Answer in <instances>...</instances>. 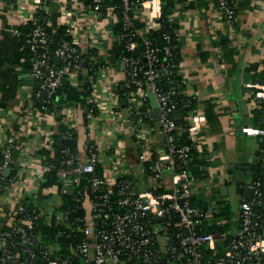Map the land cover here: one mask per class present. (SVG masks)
Wrapping results in <instances>:
<instances>
[{
    "label": "built area",
    "instance_id": "built-area-1",
    "mask_svg": "<svg viewBox=\"0 0 264 264\" xmlns=\"http://www.w3.org/2000/svg\"><path fill=\"white\" fill-rule=\"evenodd\" d=\"M25 1L30 9L25 24L30 27L23 47L29 51L30 63L24 76L33 86L23 112L34 109L60 116L56 120L66 129L63 138L71 140L75 110L59 103L58 91L65 81L77 87V75L83 69L85 81L93 88L98 69L91 73L95 57H88L86 67L74 34L77 10L71 1L61 0L64 30L58 41L48 31L47 0ZM110 1L106 5L104 0H78L88 17L114 15L120 25L114 36L126 52L121 55L126 109L131 141L139 149L138 163L129 165L130 153L124 147L105 149L93 138V127L88 125L94 115L89 111L82 147H60L59 158L51 164L45 157L38 163L35 153L26 157L22 168L34 186L29 190L21 187L22 168L11 165L9 143L0 151V264H264V184L259 178L247 184L251 198L239 202L237 218L228 220L233 227L230 232L220 226L218 209L209 213L196 200L201 187L194 183L188 163L198 152L197 131L204 116L192 110L184 126L171 116L174 91H164L160 79L175 65L162 60L159 53L169 55L176 45L167 33L160 48L145 36L160 27L163 1ZM211 1L227 22L233 21L232 1ZM135 21L144 24L141 30ZM138 39L142 40L140 50ZM185 83L182 77L181 84ZM249 86L255 99L264 102V82ZM148 93L157 101L160 116L156 120L164 135L163 148L155 153L140 147L154 122ZM86 103L95 104L92 93ZM183 132L188 142L178 144L176 134ZM241 132L262 138L256 160L261 161L264 174V117L261 125H246ZM52 142L50 137L40 146L51 155ZM49 175L53 181L46 185Z\"/></svg>",
    "mask_w": 264,
    "mask_h": 264
},
{
    "label": "crops",
    "instance_id": "crops-1",
    "mask_svg": "<svg viewBox=\"0 0 264 264\" xmlns=\"http://www.w3.org/2000/svg\"><path fill=\"white\" fill-rule=\"evenodd\" d=\"M69 1L77 10L74 34L79 48L82 54L99 61L92 88L98 112L88 126L93 127V138L105 149L119 147L121 143L130 144L128 162L134 167L138 163L135 155L139 149L130 136L125 67L114 36L117 18L107 15L94 20L84 14L78 0ZM162 1L173 23L172 33L180 59L178 72L186 80L184 91L193 94L194 110L204 116L197 131L198 152L195 157L204 164L206 178L193 181L201 187L197 199L211 206L210 195L218 194L221 185L217 179L225 177L226 171L237 162L251 161L253 171L261 147V137L246 135L241 128L258 126L254 111L260 100L255 99L249 85L260 83V73L264 69V0H234V19L230 23L219 14L211 0ZM60 4L61 0H47L45 5L48 25L53 31L62 28L64 14ZM29 12L25 0H0V151L11 143V165L14 168H22L26 157L32 153L38 161L41 156L37 150L58 131L59 125L52 115L40 114L34 109L28 114L23 112V106L30 104L28 98L33 83L24 76L22 34L15 30L25 24ZM137 17L142 19V13ZM85 79L86 70L83 69L77 75V87L81 88ZM148 102L153 113L149 99ZM74 110L70 121L78 135L77 143L82 147L88 123L83 121L81 108L74 107ZM163 143L164 135L155 120L140 147L155 153L162 150ZM22 171L20 178L24 184L21 187L29 190L34 187L33 183L26 178L24 167ZM246 174L240 169L235 171L238 179L237 215L238 204L245 196L243 189L254 175L247 174L249 177H246ZM200 196L207 197L210 204ZM223 198L216 197V202Z\"/></svg>",
    "mask_w": 264,
    "mask_h": 264
},
{
    "label": "trees",
    "instance_id": "trees-1",
    "mask_svg": "<svg viewBox=\"0 0 264 264\" xmlns=\"http://www.w3.org/2000/svg\"><path fill=\"white\" fill-rule=\"evenodd\" d=\"M229 1H232V3H234V0H229ZM111 3L112 2L110 0H104V4L106 5L111 4ZM115 12L117 16L119 17L120 12L119 11L118 12L115 11ZM168 16H169V13L165 10L163 6L162 16L160 18V23H161L160 27L158 29H150L148 32H146L145 36L152 42L153 46L160 48L165 45L163 34L167 33L170 35L171 43L176 45V47L171 51L169 55L164 56L162 53H159V56L162 60L165 59L164 60L165 62L167 61L175 65L174 67H170L167 70V73H165L161 77L160 87L164 91H168V90L174 91V94L171 96V99L173 101V104L175 105V108L173 112H171L172 113L171 116L174 114L176 110H179L181 120H180V123L178 124H180V126H184L187 121L186 116L190 111L194 110L196 101L194 97H190L184 94L185 85L181 84L182 77L180 76L178 72V65H179V60H180L179 54H178V45L176 41L174 40V36L172 33L173 23L167 22ZM135 26L137 29L141 30L144 24L142 22L135 21ZM29 27H30L29 24H24L16 28V30H18L22 34L20 35L21 36L20 46L22 49L23 58L25 59L23 65L24 67H26V69L29 67L30 54H29L28 49L23 46L25 44L24 33L29 29ZM63 30L64 29L60 27L57 31H53L50 27H48V31L53 36V41H58L63 36ZM119 30H120V25L119 23H117L114 34L115 33L117 34ZM141 41H142L141 39H138V50H140L142 47ZM118 45L120 46V51H121L120 55L125 54L126 52L123 51L122 44L118 43ZM53 48L54 46L52 45L51 49L53 50ZM82 56L86 60L89 57V56L87 57V55L85 54H83ZM92 63H93V70L91 71V73H94L99 66L98 58H95L94 62ZM86 67H88V60L86 61ZM95 74L96 72L94 73V75ZM259 81L260 83L264 82V69L260 73ZM91 93H92L91 85L86 81H84L83 86L81 88L75 87L71 85L70 82L65 81L58 91V95H60L59 103L63 106H74V107L81 108V110L83 111L82 112L83 121L87 122L86 114L88 111L92 113L93 115H96L98 112V108L95 104L86 103L87 97L90 96ZM36 104L40 106V101L37 102ZM147 105L149 106L148 101H147ZM254 115L257 118L256 119L257 125L259 126L258 123H260V121H261L260 123L261 125L263 121V117H264V102L263 101H260L259 107L257 108V110L254 111ZM59 118L60 116L57 115L56 119H59ZM153 120L155 121L156 119H154L153 117ZM65 130H66L65 127H63L62 125H58V131L51 135V138L53 140L52 145L54 146V150H55L53 152V155H51L50 150L46 148H41L37 150L38 155H40L41 157H45L46 161L49 164L56 163V160L59 158V154L57 153V151L59 150L60 147L67 146L71 148V150H75V148H77V144H78L77 143V139H78L77 132L74 130L72 132V139L66 140L63 138V134ZM176 138H177L178 144H183V143L188 142L185 132L181 133V135L177 133ZM195 156L196 154H194V156L190 158L189 163H188V169L193 179L203 180L206 178L204 168H203L204 164L202 163L201 160L197 159ZM260 164H261V161H256V163H254V166H253L254 175L252 176V179L259 178L264 184V174H261ZM97 172L99 175L101 174L100 168H97ZM52 181H53V176L49 175L47 178V182L45 184L49 185L51 184ZM196 200L198 203H200L199 199L196 198ZM228 213H229L228 203H226L225 201L220 202V206L218 208V212L216 216L218 215L228 216Z\"/></svg>",
    "mask_w": 264,
    "mask_h": 264
},
{
    "label": "water",
    "instance_id": "water-1",
    "mask_svg": "<svg viewBox=\"0 0 264 264\" xmlns=\"http://www.w3.org/2000/svg\"><path fill=\"white\" fill-rule=\"evenodd\" d=\"M122 90L124 89V87L121 88ZM148 99L151 102V106L153 108V114L154 116H156V118H159L160 116V111H159V107L157 104V101L155 99V96L153 93H148ZM126 103V102H124ZM176 120L177 123H180L181 120V116L179 113V110H176L174 112V116H173ZM179 135H181V133H179ZM251 167H252V162L248 161V162H237L235 164H232L230 166V168L226 171V176L217 179L218 182L221 183V185L219 186V194L223 197H226L228 194V186L231 184H235L238 182L237 176L235 175V171L236 169H240L243 170L244 173H247L249 175H253L254 172L251 171ZM10 172V169H6L4 174L5 176H7ZM243 192L245 193V198L249 199L251 198V193H252V189L251 187L247 186L244 187ZM216 197L217 194L216 193H212L210 195V200H211V206H208V204H202V208L206 209L209 213H211L213 211V209H218L219 205L216 202Z\"/></svg>",
    "mask_w": 264,
    "mask_h": 264
},
{
    "label": "rangeland",
    "instance_id": "rangeland-1",
    "mask_svg": "<svg viewBox=\"0 0 264 264\" xmlns=\"http://www.w3.org/2000/svg\"><path fill=\"white\" fill-rule=\"evenodd\" d=\"M119 147H122V148L124 147L126 149V151L128 152L131 146H130V144L127 146L125 143H121V146H119ZM237 183L231 184V185L228 186V192L229 193H228V195L225 198H223L225 201H227L226 203H228V208H229L228 216H220V215H218V217L221 218V219L218 220L220 226L222 227V229H227L229 232L233 229V227L228 224V220L230 218L233 219V220L235 218H237V203H238V198H237L238 195H237V189H236L238 187ZM203 191H204V193L208 192V190H203ZM217 191H219V190H217ZM199 193H200V191L198 192V194ZM200 197L202 199H204L206 202H208L207 201V197H205V196H200ZM218 197L222 198L223 196H221L218 193ZM52 199L55 201L56 200L55 196H52ZM52 199L49 200V201L52 202L53 201ZM223 199L221 200L222 202H223ZM46 202L48 203V201H46Z\"/></svg>",
    "mask_w": 264,
    "mask_h": 264
},
{
    "label": "flooded vegetation",
    "instance_id": "flooded-vegetation-1",
    "mask_svg": "<svg viewBox=\"0 0 264 264\" xmlns=\"http://www.w3.org/2000/svg\"><path fill=\"white\" fill-rule=\"evenodd\" d=\"M246 177H249L247 174H246ZM217 194V193H216ZM218 195V194H217ZM218 197V196H217ZM220 202L221 200L220 199H217V204L220 206Z\"/></svg>",
    "mask_w": 264,
    "mask_h": 264
}]
</instances>
